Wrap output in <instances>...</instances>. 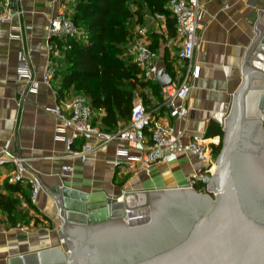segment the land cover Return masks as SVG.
Wrapping results in <instances>:
<instances>
[{
	"label": "crops",
	"instance_id": "1",
	"mask_svg": "<svg viewBox=\"0 0 264 264\" xmlns=\"http://www.w3.org/2000/svg\"><path fill=\"white\" fill-rule=\"evenodd\" d=\"M11 1L19 12L11 24L0 25V149L7 146L25 158L29 174L38 176L43 188L37 200L33 201L31 186L15 181L14 166L0 167V192L18 198L19 209L28 211L31 217L28 222L12 225L7 213L0 208V264H8L11 256L61 243L58 207L49 193V189L59 184L86 192L104 191L116 198L130 193V202H140L145 191L187 186L191 177L204 171L203 163L186 153L147 169L132 171L118 168L109 162L117 153L116 144L96 151L87 162L66 158L64 137L57 131L53 109L75 94L69 91L60 96L61 77L55 74L49 85L44 82L43 74L50 40V19L57 14L73 17L75 0ZM202 5L200 45L194 60L199 74L192 79L193 88L187 100L189 116L178 120L166 110L161 112L164 122L175 125L185 140L195 135L207 137L211 121L224 126L234 92L243 78L242 61L256 37L258 24L264 26V0H202ZM160 24L162 22L154 27L150 25L151 32L158 31ZM17 27L20 28L21 39L10 37ZM150 40L160 53L162 68L178 80L177 71L185 70L184 62L177 57L178 47H167L161 34L158 42H154L151 34ZM53 44L56 67L60 68L63 51L55 40ZM174 48L175 57L172 55ZM23 55L37 87H34V82L20 77ZM255 59L262 65L256 64ZM252 65L264 70V48L252 58ZM146 93V98L140 93L137 96H141L150 108L165 100L162 93L160 96L152 91ZM104 114L103 109L96 110V122L100 127ZM220 138V135L208 137L212 150ZM130 151L138 153L136 149ZM66 164L73 166L72 173L62 171ZM7 182L18 184L20 188L13 191L6 186Z\"/></svg>",
	"mask_w": 264,
	"mask_h": 264
},
{
	"label": "water",
	"instance_id": "2",
	"mask_svg": "<svg viewBox=\"0 0 264 264\" xmlns=\"http://www.w3.org/2000/svg\"><path fill=\"white\" fill-rule=\"evenodd\" d=\"M263 48L258 24L224 120L217 168L204 175L206 191H145L133 203L148 206L151 220L130 225V193L116 198L59 184L49 193L64 241L11 256L8 264H264V70L252 65ZM157 77L162 86L173 82L166 68Z\"/></svg>",
	"mask_w": 264,
	"mask_h": 264
},
{
	"label": "built area",
	"instance_id": "3",
	"mask_svg": "<svg viewBox=\"0 0 264 264\" xmlns=\"http://www.w3.org/2000/svg\"><path fill=\"white\" fill-rule=\"evenodd\" d=\"M167 6L176 20L175 35L169 34L164 14L155 13L151 16L158 22H162L157 32L165 38L166 46L178 47L177 57L184 62L185 70L177 71L176 77L180 76L178 80H175L173 76L171 84L161 85V92L165 97L163 103L150 108L141 96H137L129 120L122 122L113 131L103 129L96 122V109L92 106L90 98L84 94L74 95L66 102L57 104L53 113L57 122V131L64 137L66 158L87 162L96 151L116 144L117 153L109 159V162L115 167L135 171L150 168L161 162H168L181 153L192 154L203 163L204 171L199 176L191 177L187 186L197 188V184L202 181L205 186L198 190L206 191L204 175L214 173L213 168L217 164V157L211 148V142L204 135H195L185 140L183 133L175 125L164 122L161 115V112L166 110L178 120L189 116L190 107L187 100L193 88L192 79L199 74V67L194 64V60L196 49L200 45L202 0H168ZM18 12L13 8L11 0H0V25L11 24ZM48 31L50 40L43 80L50 85L57 70L53 55V41L65 39L67 43L69 37L84 38L86 32L75 23L72 16L64 14H57L50 19ZM150 33L151 30L147 24L137 25L129 53L141 68L143 78L146 81L159 83L157 73L162 68L160 53L152 46ZM10 37L21 39L20 28H14ZM20 77L34 82L24 55ZM34 84V87H37V82ZM131 149H136L138 153L132 154ZM7 164L14 166L16 182L27 183L31 186V198L36 201L43 188L41 179L29 174L25 158L16 155L5 146L0 149V167ZM62 171L72 173L73 166L63 165ZM124 219L130 225L146 224L151 220L150 208L131 202L126 207ZM63 241L62 239L61 242Z\"/></svg>",
	"mask_w": 264,
	"mask_h": 264
},
{
	"label": "trees",
	"instance_id": "4",
	"mask_svg": "<svg viewBox=\"0 0 264 264\" xmlns=\"http://www.w3.org/2000/svg\"><path fill=\"white\" fill-rule=\"evenodd\" d=\"M167 2L75 0L76 10L72 18L85 30L86 36L69 37L67 43L65 39H55L56 45L63 51V65L56 70L57 76L61 77L59 95L72 91L88 96L96 110L105 111L101 123L107 131L115 130L121 121L129 120L138 93L147 97V93L140 88L149 87L160 96L161 85L143 78L142 70L134 62L129 48L135 38L136 26H145L147 16L155 13L166 16L168 32L175 35L176 20ZM150 34L154 42H158L160 34L157 31ZM167 68L170 70L169 66ZM215 135L221 137L220 143L213 149L217 157L223 146L224 129L219 122L211 121L207 137ZM6 186L13 191L20 188L18 184L8 182ZM204 186L200 181L197 189ZM18 202V198L0 192V208L7 213L12 225L28 222L31 218L28 211L19 209Z\"/></svg>",
	"mask_w": 264,
	"mask_h": 264
},
{
	"label": "rangeland",
	"instance_id": "5",
	"mask_svg": "<svg viewBox=\"0 0 264 264\" xmlns=\"http://www.w3.org/2000/svg\"><path fill=\"white\" fill-rule=\"evenodd\" d=\"M148 19H147V21H148V26L150 27V25H153V27L154 26H156L157 24H158V21H157V19L156 18H154V17H152L151 15H148V17H147ZM175 48L173 49V57H175L176 56V54H175ZM62 65H63V63H62ZM62 65L60 66V67H62ZM141 90L140 91H145V92H151L152 90L149 88V87H144V88H140ZM75 95H77V94H79V92H75L74 93ZM220 141H221V138H220V140H218V144L220 143ZM218 156V155H217ZM203 191V190H202ZM205 191V190H204ZM52 224V223H51Z\"/></svg>",
	"mask_w": 264,
	"mask_h": 264
},
{
	"label": "bare ground",
	"instance_id": "6",
	"mask_svg": "<svg viewBox=\"0 0 264 264\" xmlns=\"http://www.w3.org/2000/svg\"><path fill=\"white\" fill-rule=\"evenodd\" d=\"M255 62H256V64H261L262 65V63L259 60H257V59H255ZM216 168H217V164L214 166L213 170L215 171Z\"/></svg>",
	"mask_w": 264,
	"mask_h": 264
}]
</instances>
